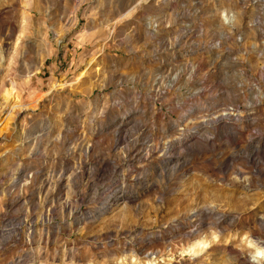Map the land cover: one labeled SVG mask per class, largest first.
Instances as JSON below:
<instances>
[{
  "label": "rangeland",
  "instance_id": "rangeland-1",
  "mask_svg": "<svg viewBox=\"0 0 264 264\" xmlns=\"http://www.w3.org/2000/svg\"><path fill=\"white\" fill-rule=\"evenodd\" d=\"M252 245L264 0H0V264H264Z\"/></svg>",
  "mask_w": 264,
  "mask_h": 264
},
{
  "label": "bare ground",
  "instance_id": "bare-ground-1",
  "mask_svg": "<svg viewBox=\"0 0 264 264\" xmlns=\"http://www.w3.org/2000/svg\"><path fill=\"white\" fill-rule=\"evenodd\" d=\"M225 116H226V118L229 119L230 115L228 116V114H226ZM207 241L208 240H198L196 243H193L192 245L188 246L187 249H189V252H192V253H199V252L205 251L207 246H208V243H209V242L207 243ZM252 246H254L255 254H257L256 256H253L254 258L252 260L260 261V262L263 261V259L259 258V256H260L259 254H261V255L264 254V248H262V246H260V245H258V246L252 245Z\"/></svg>",
  "mask_w": 264,
  "mask_h": 264
}]
</instances>
